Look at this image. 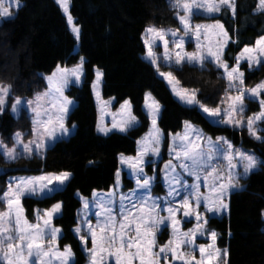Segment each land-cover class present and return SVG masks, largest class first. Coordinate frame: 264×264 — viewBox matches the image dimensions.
I'll return each mask as SVG.
<instances>
[{
  "label": "trees",
  "instance_id": "obj_1",
  "mask_svg": "<svg viewBox=\"0 0 264 264\" xmlns=\"http://www.w3.org/2000/svg\"><path fill=\"white\" fill-rule=\"evenodd\" d=\"M15 17L0 24V85L9 86L15 95L30 97L44 86L43 76L60 64L71 66L85 58L82 84L72 86L68 96L76 101L68 117L75 126L70 138L58 141L43 155L8 162L0 155V194L6 178L19 174H71L63 190L51 196L26 198L28 216L35 207L62 204L54 223L62 230L60 247L70 245L74 264H85L86 257L73 228L81 206L77 194L89 198L95 191H109L115 183L119 155H133L137 140L147 132L149 120L143 111L144 96L149 92L162 106L159 127L165 136L177 133L184 122L200 126L212 136H225L237 146L252 149L263 160L257 171L244 180V187L232 193L228 217L211 219L207 229L217 233V246L226 248L227 264H264V140H256L246 128L215 126L197 108L182 106L172 96L152 65L143 56V35L149 26L166 28L176 25L175 9L169 0H70V12L80 28L77 40L69 30L65 16L54 0H20ZM258 0H236V14L223 9L218 21L231 37L224 60L233 66L245 46L251 47L264 36V12L256 11ZM247 85L264 79V64L248 71ZM101 71V94L114 98L115 108L128 100L139 126L125 134L100 135L96 130L97 108L92 84L95 71ZM185 88L195 89L197 100L209 107L225 101L227 80L222 71L207 63L203 69L183 64L173 70ZM249 110L257 112L252 102ZM30 125L29 118L16 120L10 113L0 119V135L10 139L19 124ZM129 184V180L125 179ZM168 239L164 231L160 243Z\"/></svg>",
  "mask_w": 264,
  "mask_h": 264
},
{
  "label": "snow or ice",
  "instance_id": "obj_2",
  "mask_svg": "<svg viewBox=\"0 0 264 264\" xmlns=\"http://www.w3.org/2000/svg\"><path fill=\"white\" fill-rule=\"evenodd\" d=\"M70 0H56L67 16V22L72 32L79 39L80 28L77 26L69 12ZM171 6L182 12L178 15L181 28L176 31H165L155 27H148L145 33L150 37L144 40L147 48L146 59L156 68L161 76L170 86L171 91L183 103L196 106L208 117L213 118L217 124H226L233 127H246L250 136L256 140H262L258 134L257 125L264 122V81L254 87H246L244 72L240 69V62L246 61L248 67L264 64V36H261L254 47L245 46L240 54L235 57L233 66L223 59L224 49L231 37L223 24L218 21L214 24H193L192 17L197 12L214 14L227 9L233 16L236 14L235 0H171ZM20 7V0H0V18H11L12 9ZM194 9L196 10L194 12ZM256 11L264 12V0H258ZM195 39V50H185L184 36ZM171 36L170 41L166 39ZM203 36V41L201 37ZM215 38V39H213ZM163 45V53L158 55L154 51L155 42ZM163 59L168 67L173 65L182 66L189 64L203 69L205 62L213 63L218 69H222V76L227 80L229 93L225 105L209 108L196 99V90H189L179 86L180 82L172 71H160L159 60ZM83 58L79 65L72 69L57 66L52 75L46 77L48 91L38 95L33 101L26 102L27 107L33 113L32 133L35 139L24 142L21 133L17 132L14 137V147L9 148L0 141V155L8 161L28 155L33 152L37 154L45 147V139L53 140L56 133L67 134L68 129L64 126V119L72 103L64 90L70 82H79L83 73ZM103 73L97 70L96 83L93 89L98 88ZM9 86L0 85V110L6 102L9 94ZM99 97V92H96ZM258 101L260 110L246 119L245 99ZM150 101V102H149ZM25 106L19 98L11 106V111L17 113L19 108ZM146 108L152 122V131L140 142L138 155L125 158L121 156V163L127 164L136 173L137 190L127 195L118 193L119 172H117V188L105 196H99L94 204L97 211L95 227L85 221L87 237L91 238V249L89 252V264H220L223 260L226 264L227 249L221 250L216 247L217 233L212 231L210 244H196L197 234L204 236L203 226L207 224L200 211L203 203L204 209L209 213H219L227 209L224 202L229 190L236 188L241 176H247L261 163L249 153L234 150L233 145L223 137H218L213 143L210 137H204L192 125L185 122V131L179 135V143L170 148V156L178 162L173 164L171 160L164 165V180L168 185V196L164 205L157 203L151 195L152 181L144 173V157L151 153L159 155L160 130L156 127L160 105L150 94L146 96ZM103 112V109H102ZM121 118L119 121L113 116L111 128L98 126V131L107 135L116 129L126 132L128 127L136 122V117L131 113V105L125 101L121 105ZM207 141V148L204 144ZM222 142V143H221ZM19 149V151H18ZM226 162L223 172L219 169V162ZM215 162V163H214ZM151 163V162H150ZM182 172L178 173L176 169ZM242 167L243 172L234 171ZM182 174H187L194 179L193 184L188 185L182 179ZM70 174L67 172L59 175L49 174L31 178H19L11 180L7 190L0 196V202L5 206L0 211V264H73V252L70 245L60 249L58 240L61 229L52 223L54 215L59 213L61 204L56 203L50 209L36 211V222L31 223L24 215L22 198L25 196H44L54 191L48 185L54 181L63 184ZM208 188V195H203L201 186ZM179 186V187H177ZM179 197V200L176 198ZM117 198L119 199L120 220L117 221V212L114 208ZM84 207L88 208L87 201ZM166 212L167 216H161L160 212ZM180 215L188 222L195 220V227L183 231ZM161 225L171 229L170 238L157 247L156 232ZM78 239L83 245H87L88 239L80 235L81 228L74 229ZM199 253V257L194 255Z\"/></svg>",
  "mask_w": 264,
  "mask_h": 264
},
{
  "label": "rangeland",
  "instance_id": "obj_3",
  "mask_svg": "<svg viewBox=\"0 0 264 264\" xmlns=\"http://www.w3.org/2000/svg\"><path fill=\"white\" fill-rule=\"evenodd\" d=\"M56 2V0H54ZM171 2V0H169ZM57 4V3H56ZM58 5V4H57ZM235 5H236V0H235ZM20 6H21V3H20ZM59 6V5H58ZM60 7V6H59ZM20 8V7H19ZM63 15L65 16L66 18V21H67V16L66 14L63 12L62 8L60 7ZM175 9V8H174ZM19 10V9H18ZM18 10L14 7L12 9V12H13V15L11 18L15 17L16 13L18 12ZM223 10V9H222ZM221 10V11H222ZM196 10L194 9V12ZM69 12H70V2H69ZM259 12V11H258ZM221 12L219 13H214V14H205L203 13L202 11L200 12H197V14L193 15L192 17V23L195 25V24H214L218 21V16ZM231 13V12H230ZM71 14V12H70ZM183 13L180 12L178 9H175V19H176V25L175 26H170V27H166V28H158V27H155V26H151V27H155L157 29H164L165 31H176L178 29L181 28V25L179 23V19H178V15H182ZM232 14V13H231ZM72 16V15H71ZM11 18H0V24L5 21V20H8V19H11ZM74 23H75V20L73 19ZM219 22V21H218ZM220 23V22H219ZM221 24V23H220ZM67 25H68V28L69 30L72 32L71 30V26L68 24L67 22ZM150 27V26H149ZM72 34L75 36V34L72 32ZM179 35L181 36H184L183 32H179ZM76 38V36H75ZM150 37L144 32V35H143V42L145 39H149ZM77 39V38H76ZM166 39H168L170 41V44H169V47L171 48V40H172V37L169 35L166 37ZM203 36L201 37V40L203 41ZM215 39V38H213ZM78 40V39H77ZM184 40H185V50L188 51V52H192L195 50V39L191 36H184ZM230 41V40H229ZM257 41V40H256ZM229 43V42H228ZM145 45V44H144ZM228 45V44H227ZM255 44L251 47H254ZM227 47V46H226ZM226 47L224 49V52L226 50ZM154 51L157 52L158 55H161L163 53V45L157 41L155 42L154 44ZM146 54H147V48L145 46V54L143 56V59L149 63L150 65H152L149 60L146 59ZM240 54V53H239ZM83 58V57H81ZM223 59H224V55H223ZM81 62V59L79 60L78 63L74 64V65H71V66H62V65H58L60 66L61 68H68V69H72L74 67H76L77 65H79ZM83 62H85V58H83ZM207 63H210L212 65H214L213 63L211 62H208L206 61L205 64ZM159 64H160V71H172L180 66H176V65H173L171 68L168 67L163 59H160L159 60ZM189 65V64H187ZM242 65H245L246 66V69L248 71H251V70H256L258 68H260L261 65L259 66H253L251 68L248 67V64L246 61L242 60L240 62V69L242 67ZM215 66V65H214ZM152 67L154 68V70L156 71V68L152 65ZM216 67V66H215ZM57 68V67H56ZM55 68V70H56ZM217 68V67H216ZM54 70V71H55ZM222 72L223 70L220 69ZM53 71V72H54ZM241 71L244 72V81H245V86L250 88V87H254L256 84H258L259 82L261 81H264V79H260V80H257L255 82H253L251 85H247L246 83V80H245V70L241 69ZM52 72V73H53ZM97 72V71H96ZM101 72V71H100ZM51 74H48V75H45L43 76V79H44V86L42 88H40L39 90L35 91V93H33L30 97H26V96H22V95H15L13 93V91L11 90V88L9 87V94L7 95L6 97V102H5V105L3 106L2 110H0V119L1 117L5 114V113H10L16 120H21L23 116L29 118V121H30V125L29 126H25L23 124V122H19V128L17 131H15L12 135H11V138L10 139H7V138H3L1 135H0V141H2L4 144H6L9 148H12L14 147V137H15V134L17 132L21 133L22 136H23V139H24V142L27 143L28 141L30 140H33L35 139V136L33 135L32 133V128H33V124H32V118H33V113L30 111V109L27 107V104L26 102L28 101H33V107H35V99L38 95H42L43 93H45L46 91H48V81L46 79V77L52 75ZM156 74L157 76L164 81L165 85L167 86V88L169 89V91L171 92L172 96L174 97V99L179 102L182 106H186V107H194V108H197L199 110L198 107L196 106H189L185 103H183L176 95L173 94V92L171 91V88L170 86L167 84V82L161 77L158 75L157 71H156ZM174 75V73H173ZM83 78H84V63H83V73L81 75V78L79 80V82H75V80L73 79L72 82H70L68 84V86L65 88L64 90V95L68 97V99L72 102L70 105H69V111L66 115V118L64 119V126L68 129V132L67 134H61L60 131L58 130L57 133H56V138L53 139V140H49V139H45V147L40 151L39 154H37L36 152H33L31 156H28V155H24V156H21L19 158H17L16 160L20 159V158H30L32 157L34 154H37V155H43L47 149H50L52 148L58 141L60 140H63V139H68L70 138V136H72L75 132V129L76 127L75 126H69L68 124V117H69V114L71 113V111L75 108L76 106V101L74 99H72L71 97L68 96V90L72 87V86H77L79 87L82 82H83ZM96 83V73H95V80L93 82V84ZM93 84H92V93H93V97H94V101H95V105H96V108H97V113H98V118H97V125H96V130L98 132V134L100 135H105L103 134L102 132L98 131V126L102 125V126H105V127H108V128H111L112 126V121H113V116H115L116 120L119 121L120 118H121V112H120V109H121V105L124 104L121 103L117 108H115V99L114 98H108V99H104L102 97V94H101V84H102V78L99 82V85H98V88L96 90L93 89ZM3 86V85H2ZM180 87H182L180 84H179ZM182 88H185V87H182ZM189 89V88H187ZM189 90H192V89H189ZM99 92V97H97L96 95V92ZM150 93L147 92L144 96V103H143V111L144 113L146 114L148 120H149V128L147 130V132H145L138 140H137V143H136V152L135 154L133 155H124V154H121L119 155V168L117 170V172H119V186L117 188V172H116V177H115V183L112 185V187L110 188L109 191H95L93 192V194L89 197V198H85L79 194H77V198L79 199V201L81 202V206L80 208L78 209L77 213H76V226L73 228V232H74V229L77 228V227H80L81 228V233L80 235H84L87 237V233L85 231V228H86V225H85V221L87 220L88 222H90L93 227H95L96 225V222H97V217L94 215V213L97 211V209L94 207V204H95V201L96 199L99 197V196H105L107 197V194L112 192L114 188H117V191L118 193H123L125 195L129 194V193H132L133 191H136L137 190V185H136V173L128 167L127 164H122L121 163V156L125 157V158H129V157H136L138 155V151H139V148L141 147V144L140 142L143 141L145 139V137L148 136V134L150 133V131H152V122H151V118L148 114V109L146 108V96H148ZM227 94H234V90H232L230 93L229 91L227 92ZM226 94V95H227ZM150 96L156 101L158 102L151 94ZM19 98L22 102H25V106L23 108H19L18 112L17 113H13L11 111V106L12 104L15 103V100ZM196 99H197V94H196ZM226 100V98H225ZM128 101V100H126ZM129 102V101H128ZM150 102V101H149ZM252 102H256L258 103V101H255V100H250V99H245L244 101V106H245V111L243 113L245 119L248 117V116H251L253 115V113H256L254 111H251L249 110V105L252 103ZM130 103V102H129ZM159 103V102H158ZM201 103V102H200ZM203 104V103H201ZM131 105V104H130ZM160 105V109H159V114H158V117H157V124H156V127L160 130V143L158 145L159 147V155L158 156H155V155H152L151 153H149L148 155H146L144 157V165H143V168H144V173L149 176V177H154L153 181H152V187H151V195L153 197V199H155L157 201L158 204L160 205H164V201L165 199L167 198L168 200H171L172 198L168 196V185L167 183L165 182L164 180V175H165V172H164V165L167 164L169 162V160L172 161L173 164H177L178 162L173 158V156H170L169 152H170V148H172L174 146V141H175V144H178L179 143V139H178V136L179 135H183L184 134V131H185V122L183 123L182 125V128L179 132L177 133H170L168 134L167 136H165L164 132L160 129L158 123H159V119H160V115H161V112H162V106L161 104L159 103ZM205 105V104H203ZM259 105V103H258ZM207 106V105H205ZM225 105L224 104H221L220 107L223 108ZM209 107V106H207ZM209 108H215V107H209ZM102 109H103V112H102ZM259 110H260V105H259ZM258 110V111H259ZM200 111V110H199ZM257 111V112H258ZM131 113L133 116H135V114L133 113V108H132V105H131ZM200 113L205 117L207 118L213 125L215 126H225V127H231V128H236V129H240V128H246V127H233V126H230V125H226V124H217V123H214L213 122V118L211 117H208L206 114H204L203 112L200 111ZM136 117V116H135ZM188 124L192 125L196 130H198L204 137H210L211 140L213 141V143H216L217 142V138L218 137H223L225 138L228 142H230L232 145H233V148L234 150H240L242 152H245V153H249V154H252L254 155L258 161H260L261 163L258 165V167L254 170H252L250 173H252L253 171H257L261 165L263 164V160L261 159V157L259 155H257L252 149H248V148H245L243 146H237L235 145L232 141H230L227 137L225 136H212L211 134H208L207 132H205L200 126L198 125H194L190 122H188ZM137 126H139V120L137 119L136 117V122L129 126L128 127V130L126 132H120L116 129H113L112 131L108 132L107 135L111 134V133H120V134H125L127 132H129L131 129L133 128H136ZM257 128H258V134L264 138V122H261L257 125ZM264 140V139H262ZM222 143V142H221ZM204 147L205 149L207 148V141L205 140V144H204ZM19 151V149H18ZM6 160V159H5ZM14 160V161H16ZM8 161V160H6ZM14 161H8V162H14ZM151 162V163H150ZM215 163V162H214ZM225 165H226V162L224 161H221L219 162V169L221 172L224 171L225 169ZM176 171L178 173L182 172V170L180 168L177 167ZM234 171L238 172V173H242L243 172V169L242 167H238L237 169H235ZM249 173V174H250ZM49 174H55V175H59L61 173H40V174H19V175H11L9 177L6 178V184H5V188L4 190L1 192L0 196L3 195V193L7 190L8 188V184L11 180H14V179H19V178H31V177H37V176H42V175H49ZM248 174V175H249ZM247 175V176H248ZM71 176V174H70ZM70 176L69 178L61 185L59 184L58 182L54 181L52 184L48 185L49 188H53L54 191L51 192L50 194H47V195H44V196H25L22 198V205H23V208H24V215L25 217L29 220V222L31 223H35L36 222V211L37 210H40V212L42 213L44 210H47V209H50L51 207L49 208H38V207H35L34 211H33V215L30 217L26 214V210H25V207H24V200L26 198H38V199H42L44 197H47V196H51L53 195L54 193L58 192V191H61L64 189V187L66 186V184L68 183L69 179H70ZM247 176H241V178L239 179V183H238V186L236 188H233V189H230L229 190V194L225 197V200L224 202L227 204V209H222L219 213H209V212H206L205 209H204V206H203V203L201 204V208H200V211L201 213L203 214L204 218L207 219V224L209 223V221L211 219H218V220H221V219H224V218H227L228 217V213H229V202H230V198H231V195L232 193H234L235 191H238V190H241L243 187H244V180ZM125 179H128L129 180V184L125 181ZM182 179L184 181L187 182L188 185H191L193 184L194 182V179L192 177H189L187 174H182ZM179 187V186H177ZM200 191L203 195H208V188L203 186H201L200 188ZM177 200H179V197L176 198ZM87 201L88 204H89V207L88 208H85L84 207V202ZM61 204V203H60ZM114 208L117 212V221L120 220V216L118 215L119 213V199L117 198L116 200V203L114 205ZM6 210L5 209V206L2 202H0V211H4ZM61 212H62V204H61V209L59 211V213L55 214L54 215V218H53V225L55 227H58L55 225L54 221L56 218L60 217L61 215ZM160 215L161 216H167V213L166 212H163L161 211L160 212ZM178 219L181 220V229L183 231H187L193 227H195V220L193 219L191 222H188L187 219L183 218L182 216L178 215L177 216ZM263 220H264V211H263ZM207 224L203 226V229L202 231L205 232V235L204 236H200L199 234H197V237H196V244L199 245V244H210L211 243V239H210V233L212 231L208 230L207 229ZM60 228V227H58ZM61 229V228H60ZM164 231H167L168 232V239L170 238L171 236V229L166 227L165 225H161L159 230H157L156 232V241H157V247H159L161 244L165 243H160V237L162 235V233ZM263 231H264V227H263ZM62 230L59 234V240H58V244H59V241L60 239L62 238ZM74 235L76 236V238L78 239L76 233L74 232ZM88 239V243L87 245H83L81 243V247H82V250L84 251V254H85V257H86V263L85 264H89V252L87 251V249H91L92 245H91V238L90 237H87ZM215 245L217 248H219L217 246V237H216V241H215ZM60 247V245H59ZM64 247H60L61 250H63ZM221 250H224L226 248H219ZM73 252V251H72ZM194 255H196L197 257H199V253L198 251L194 253ZM75 262V258L73 256V264ZM228 262V254H227V258H226V264ZM220 264H224V261L221 260L220 261Z\"/></svg>",
  "mask_w": 264,
  "mask_h": 264
}]
</instances>
